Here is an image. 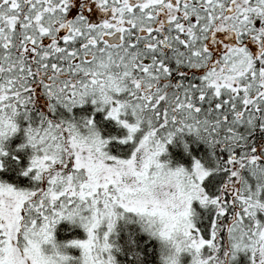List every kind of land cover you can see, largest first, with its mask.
Instances as JSON below:
<instances>
[{"label":"snow or ice","instance_id":"snow-or-ice-1","mask_svg":"<svg viewBox=\"0 0 264 264\" xmlns=\"http://www.w3.org/2000/svg\"><path fill=\"white\" fill-rule=\"evenodd\" d=\"M118 219L264 264V0H0V264H119Z\"/></svg>","mask_w":264,"mask_h":264},{"label":"trees","instance_id":"trees-1","mask_svg":"<svg viewBox=\"0 0 264 264\" xmlns=\"http://www.w3.org/2000/svg\"><path fill=\"white\" fill-rule=\"evenodd\" d=\"M55 236L58 241L68 238L63 225L57 226ZM112 239L120 248V252L116 253L119 264H129V254L132 251L140 253V259L148 261V264H159L158 245L139 230L134 220L118 219ZM135 258L132 257V259Z\"/></svg>","mask_w":264,"mask_h":264}]
</instances>
